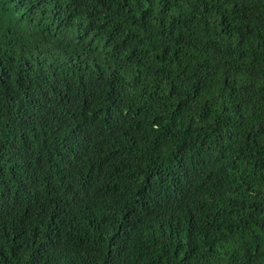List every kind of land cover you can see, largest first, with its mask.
<instances>
[{"label":"trees","instance_id":"16d2710c","mask_svg":"<svg viewBox=\"0 0 264 264\" xmlns=\"http://www.w3.org/2000/svg\"><path fill=\"white\" fill-rule=\"evenodd\" d=\"M0 264H264V0H0Z\"/></svg>","mask_w":264,"mask_h":264}]
</instances>
